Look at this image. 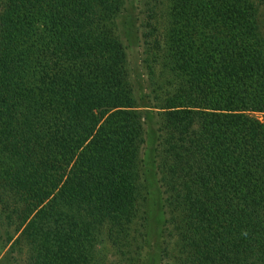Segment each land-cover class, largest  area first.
I'll use <instances>...</instances> for the list:
<instances>
[{
    "label": "trees",
    "instance_id": "1",
    "mask_svg": "<svg viewBox=\"0 0 264 264\" xmlns=\"http://www.w3.org/2000/svg\"><path fill=\"white\" fill-rule=\"evenodd\" d=\"M141 2L153 23L137 99L126 45L106 26L125 0H0V238L11 253L25 242L29 264H91L92 232L107 225L122 264H138L145 216L133 230L141 237L132 225L150 108L161 264H264L258 6Z\"/></svg>",
    "mask_w": 264,
    "mask_h": 264
},
{
    "label": "rangeland",
    "instance_id": "2",
    "mask_svg": "<svg viewBox=\"0 0 264 264\" xmlns=\"http://www.w3.org/2000/svg\"><path fill=\"white\" fill-rule=\"evenodd\" d=\"M125 1V8H123L120 15L114 19H108L106 26L114 31L126 45L130 68L129 80L136 90L137 99H139L145 92V87L147 86L145 79L148 78L144 62L146 56L143 47L145 40L144 32L151 33L152 27L147 22H153L149 15V8L141 2L144 0ZM254 1L256 6H258V18L261 29L264 32V5H262L260 0ZM160 13H162L161 10L157 13L159 19ZM142 115L146 131V141L141 154L140 171L143 185L141 188L140 211L132 225V234L142 236L138 234L139 232L133 233V230L138 228V225L144 221L143 217L145 216L146 237L138 264H161L164 259V248L167 245V239L164 236L163 230L165 201L158 182L155 164V149L159 136V116L156 111L150 108H144ZM19 233L16 236H19ZM92 234L97 247L94 249L93 258L91 257V264H122L118 251L112 245L109 238L108 226H99ZM175 240L169 241L171 255L176 253L177 245ZM28 255V246L25 242L19 249L17 248L16 251L11 253L10 246L0 238V264H29Z\"/></svg>",
    "mask_w": 264,
    "mask_h": 264
}]
</instances>
